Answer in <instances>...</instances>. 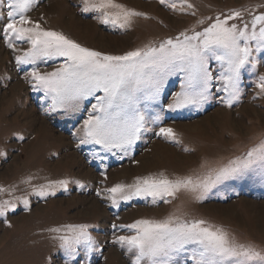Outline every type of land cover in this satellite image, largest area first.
<instances>
[{
  "label": "rangeland",
  "instance_id": "1",
  "mask_svg": "<svg viewBox=\"0 0 264 264\" xmlns=\"http://www.w3.org/2000/svg\"><path fill=\"white\" fill-rule=\"evenodd\" d=\"M117 2L145 15L134 17L130 27L121 29L101 23L97 13L82 12V0H37L27 15L84 47L122 55L146 45L158 47L185 30L189 35L193 29L202 31L217 16L223 19L232 10L241 11L244 21L264 13V0H188L191 9L187 5L182 9L180 0ZM0 11L5 13L0 19L2 26L7 9ZM201 20L204 23L198 24ZM16 47L28 45L16 42ZM19 54L7 46L0 31V152L4 153L0 155V187L6 189L0 200L16 205L0 216V264H65L67 253L54 238L64 233L49 230L80 224L90 226L88 232L95 244L91 251L83 244L77 246L72 264H131L126 249L116 242L117 236L131 233L119 225L172 214L205 219L239 241L264 249V184L258 177L249 175L218 184L203 201L180 193L170 203L153 204L148 197L113 206L104 192L116 183L131 184L137 176L199 172L204 160L213 166L217 161L227 162L264 139V94L255 86L258 76L264 75V54L254 53L257 67L242 74L240 98L230 108L223 102L225 94L216 91L220 82L214 79L212 93L203 105L170 110L168 105L181 91L182 83L181 76H171L159 103L145 111L147 131L130 155H113L93 145L78 147L73 133L79 134L77 130L95 100L85 101L79 112H46L50 101L43 92L33 90L28 75L32 65L17 66L15 56ZM62 62L58 58L37 66L41 71H52ZM210 69L219 76L221 69L215 60L210 61ZM161 127L173 128L180 143L158 135ZM59 180L69 181L66 188L56 186L45 196L38 194L41 186ZM24 199L29 202L27 207ZM183 262L181 257L179 263Z\"/></svg>",
  "mask_w": 264,
  "mask_h": 264
},
{
  "label": "snow or ice",
  "instance_id": "2",
  "mask_svg": "<svg viewBox=\"0 0 264 264\" xmlns=\"http://www.w3.org/2000/svg\"><path fill=\"white\" fill-rule=\"evenodd\" d=\"M37 0H0V9H7L6 22L0 26L7 46L14 52L17 66L32 65L28 75L34 91L43 92L50 101L46 112H79L85 101L91 99V111L73 133L81 145L99 146L106 153L130 155L134 145L147 131L145 111L158 104L163 89L171 76L182 78L181 91L176 93L170 110L203 105L210 97L214 79L220 82L217 92H223V102L230 108L241 95L242 74L255 70L254 53L264 54V13L244 21L242 12L232 10L221 19L217 16L202 31L185 30L176 38H169L158 47L145 46L122 55L105 54L84 47L59 31L45 29L27 15ZM164 3L165 0H160ZM188 9L193 5L180 0ZM82 12L97 13L101 23L121 29L128 28L133 18L145 15L118 3L117 0H82ZM176 7L175 4L172 5ZM195 15V12L191 13ZM5 13L0 11V19ZM230 21H239L231 22ZM203 24L204 21H198ZM16 42L27 44L18 49ZM62 59L52 71H41L38 62ZM215 60L221 69L214 76L210 61ZM264 94V75H259L255 85ZM102 93V95H99ZM156 120H159L157 115ZM158 135L180 143L173 128L161 127ZM188 151V149H184ZM0 155H4L0 152ZM94 156L100 159L98 153ZM101 175L107 176L105 173ZM258 177L264 184V139L244 155L217 161L215 166L204 160L200 171L188 175L169 176L164 172L137 176L131 184L116 183L104 189L113 206L120 201L151 197L153 204L170 203L180 193L190 194L197 201L216 185L228 180ZM68 180L50 182L41 186L38 194L45 196L48 189L65 187ZM6 189L0 187V193ZM55 195V191H51ZM100 195V193H97ZM25 207L28 200L23 201ZM16 205L0 200V216H5ZM11 226V225H9ZM87 224L65 225L49 231L61 233L60 247L67 253L65 264H72L77 246L83 244L92 250L95 241ZM117 225L113 224V228ZM130 235L116 237V242L126 249L131 264H264V249L252 243L239 241L223 227L202 218H187L172 214L163 219H138L131 224L119 225Z\"/></svg>",
  "mask_w": 264,
  "mask_h": 264
},
{
  "label": "crops",
  "instance_id": "3",
  "mask_svg": "<svg viewBox=\"0 0 264 264\" xmlns=\"http://www.w3.org/2000/svg\"><path fill=\"white\" fill-rule=\"evenodd\" d=\"M179 264H185V262H183V263H179ZM186 264H187V263H186ZM188 264H191V261H190Z\"/></svg>",
  "mask_w": 264,
  "mask_h": 264
}]
</instances>
